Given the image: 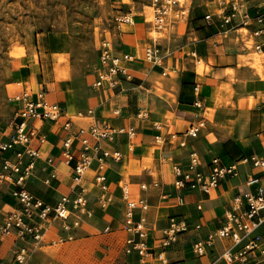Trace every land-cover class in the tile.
Masks as SVG:
<instances>
[{
  "label": "crops",
  "instance_id": "obj_1",
  "mask_svg": "<svg viewBox=\"0 0 264 264\" xmlns=\"http://www.w3.org/2000/svg\"><path fill=\"white\" fill-rule=\"evenodd\" d=\"M236 21L239 23L238 16L232 20L233 23ZM194 35L200 41L194 39L190 45L202 43L200 50L192 46L187 51H181L180 45L176 43L182 36L179 33L158 40L152 38L148 42L146 30L142 27L134 26L133 29L119 31L114 40L116 52L133 55L134 59L124 61L132 77L120 75L114 87L105 83L102 86L94 84L99 54L93 74L82 83L47 79L40 55H37L36 61L20 62L12 69L10 81L15 84L13 92L19 90L17 83L20 89H29L34 99L42 91L47 100L58 102L63 112V116L55 121H35L38 130L45 135V140L34 144L40 150V157L23 183L24 188L49 204H55L63 195L72 197L84 190L91 215L80 214L79 227L84 229L82 226L88 225L104 232L105 227L109 226L110 233L121 235L123 245L125 232L122 226L126 206L123 195L126 190L129 198L145 199L147 208H138L135 218L144 217L143 225L149 234V242L156 250L162 249L161 232L170 216L175 215L186 221L189 230L182 232L166 248L164 260L149 258L145 264H176L177 261L183 264H227L219 258L221 252L229 247L237 250L244 241L234 246L231 239H216L203 255L193 252V241L221 226L234 196L249 189L245 183L246 177L261 174L259 168L239 163L238 175L224 176L209 193L193 189L188 184L181 188L175 184L173 167L178 164L186 168L192 150L198 154L197 170L204 174L208 172L210 160L214 156H218L224 164L248 155L264 158V70L263 76L258 73L252 75L251 72L247 75L246 68H239L235 64L225 66L222 62L231 64L236 55L212 46L210 34L205 36V33L200 34L197 30ZM153 42H157L162 50L159 64L143 56L145 46ZM220 48L224 47L221 45ZM198 57L204 59L211 71L200 74L196 70ZM210 60L214 62L211 64ZM230 67L235 69L234 95L226 104L217 103L218 86L221 81L230 79V75L224 72ZM195 85L198 86L197 92L194 90ZM197 94L202 99L200 107L194 104ZM7 101L0 110V134L3 139L9 137V122L19 106L18 102L8 98ZM141 110L147 112L146 117L137 116ZM67 118L73 122V128L103 123L115 127H134L132 136L117 133L111 141H101L103 147L111 151L118 150L122 154L119 161L110 157L106 159V192L101 191L95 180L96 161L82 176L74 173L73 166L80 152L77 140L73 141L70 148L71 160L67 161L62 154V141L68 133L63 123ZM193 126L197 127V131L186 134ZM2 154L8 156L10 152ZM24 160L27 161L28 157L25 156ZM13 187L6 181L0 183V221L17 206V199L12 195ZM179 197L182 202H179ZM35 220L43 226L40 239L34 240L32 236L22 239L15 233L4 235L0 239V264H12L21 246L27 248L23 264H37V253L34 251H44L45 235L52 231L53 224L58 226L64 237L70 235L72 229L75 231L74 227L65 230L59 218ZM73 220L74 215H71L68 221ZM195 224H200V228L195 229ZM257 233L264 240V219ZM249 257L252 264H264V253L259 249L249 253ZM126 260L127 264H140L135 251L127 253Z\"/></svg>",
  "mask_w": 264,
  "mask_h": 264
},
{
  "label": "built area",
  "instance_id": "obj_2",
  "mask_svg": "<svg viewBox=\"0 0 264 264\" xmlns=\"http://www.w3.org/2000/svg\"><path fill=\"white\" fill-rule=\"evenodd\" d=\"M180 1L151 0V21L155 28L161 29L166 26L167 19L173 10L180 9L181 13L184 14L186 5ZM241 5V0L223 1V8L218 14L221 24L227 25L238 16L239 27L251 29L249 35L251 45L256 51H261L264 49V15H250L247 8H242ZM128 17L131 18L132 16L123 14L116 17L119 29L122 23L132 21ZM204 19L210 23L212 14L206 13ZM193 54L195 53L193 52ZM143 56L145 59L159 64L162 59L160 45L157 42L146 45ZM133 59V55L117 53L114 43L104 39L100 44L98 62L95 66L97 79L94 84L102 86L105 83L109 87H114L120 75L131 78L132 75L124 61ZM17 85L19 90L14 91L9 96V100L19 103L9 122L11 132L7 139H3L0 134V183L6 181L14 185L12 195L17 199V206L7 212L3 220L0 221V239L4 235L15 233L22 239L32 236L34 240H38L41 237L43 226L35 219L52 220L59 218L62 220V227L65 230H70L79 223L80 214L91 215V211L88 208V198L84 190L72 197L63 195L55 204H49L22 186L34 168L36 159L40 157V150L34 144L35 142L42 143L45 140V135L38 130L35 121H55L63 116V112L60 104L56 101L47 100L42 91L38 93V98L34 99L29 89H20V84L17 83ZM194 90L198 91L197 85L194 86ZM194 104L198 107L202 106V99L198 94ZM146 115L145 110L137 113L139 117H146ZM63 128L68 132L62 141V154L67 161L72 159L70 148L73 141L77 140L80 145L79 156L73 166L74 173L77 176H82L85 170L96 161L95 180L101 191L106 192V175L104 173L106 159L110 157L114 161H119L122 154L118 150L111 151L103 147L101 141H111L117 133H126L132 136L134 127H115L103 123L73 128V122L67 118L63 123ZM196 131L197 127L193 126L185 133L191 135ZM6 151L10 152L8 156L2 154ZM25 156L28 157L27 161L24 160ZM239 163H248L259 168L261 174H250L246 177L245 183L249 189L234 196L221 226L205 236L195 239L192 247L196 255H203L216 239H231L234 246L244 241L237 250H233V247L224 249L219 258L227 264H232L235 261L239 264H252L249 253L256 249L264 253V240L257 233V228L264 219V158L248 155L240 157L237 161L224 164L218 156H214L210 160L208 172L204 174L197 170L198 154L192 150L189 153L187 167L183 168L176 164L173 167V172L178 188L188 184L193 189L209 193L219 185L224 176L238 175ZM123 197L126 199L122 226L125 232L123 239L125 252L135 251L138 254L140 264H145V260L149 258L164 260L163 253L166 248L172 245L182 232L189 230L186 221L175 215L170 216L168 224L161 232L160 246L162 249L156 250V247L149 242V234L143 225L144 217L135 218L138 208H147L145 199L129 198L127 190L124 191ZM178 200L179 202L183 201L181 197ZM71 215H74L72 222L68 221ZM194 228L199 229L200 224H195ZM109 231V226H106L104 232ZM26 254L27 248L25 246L19 247L12 264H23L26 260ZM176 264H183V262L177 261Z\"/></svg>",
  "mask_w": 264,
  "mask_h": 264
},
{
  "label": "rangeland",
  "instance_id": "obj_3",
  "mask_svg": "<svg viewBox=\"0 0 264 264\" xmlns=\"http://www.w3.org/2000/svg\"><path fill=\"white\" fill-rule=\"evenodd\" d=\"M223 1L226 0H181L186 5L184 14L180 9L173 10L166 26L158 29L151 21V0H0V110L13 94L12 69L20 62H34L40 55L47 79L82 83L93 74L101 42L106 39L114 43L119 31L133 29L134 26L146 30L148 42L152 38L158 40L179 33L182 36L176 43L181 51L192 46L200 50L202 43L190 45L194 39L200 41L194 35L197 30L205 36L210 34L212 46L236 55L232 61L235 63L226 64L224 61L225 66L236 65L246 68L247 75L249 72L258 75L257 68L246 62L253 60L257 53L264 54V51L255 50L249 36L251 29L239 27L238 21L223 27L218 16ZM241 4L250 15H264V0H241ZM206 13L212 14L210 23L204 19ZM123 14L132 16V21L122 23L119 29L116 17ZM221 45L224 48H220ZM198 60L196 70L200 74L211 71L202 57ZM213 62L210 60L211 64ZM200 64L203 65L202 70L197 67ZM261 65L263 71L264 61ZM224 72L230 75V79L220 82L216 96V102L222 104L228 103L234 95L235 69L230 67ZM80 224L79 220L73 226L75 231L72 229L66 237L53 224L52 231L45 235L44 251H34L37 264H127L121 235L99 232L85 223L81 229Z\"/></svg>",
  "mask_w": 264,
  "mask_h": 264
},
{
  "label": "bare ground",
  "instance_id": "obj_4",
  "mask_svg": "<svg viewBox=\"0 0 264 264\" xmlns=\"http://www.w3.org/2000/svg\"><path fill=\"white\" fill-rule=\"evenodd\" d=\"M128 19H130V17H128ZM28 42H30V40H28ZM256 53V52H255ZM17 56H19L18 54H16ZM242 56H240V58H241ZM264 61V54H258L257 53V55L255 54V56L253 57V60H251V61H249V62H246V63H249L250 64V66H252V67H256L257 68V73L260 75V76H263V71L261 70V63ZM239 65V64H238ZM198 67V69L199 70H202L203 69V65L202 64H200L199 66H197ZM249 74H251V73H249ZM243 75H245V74H243ZM246 76V75H245ZM247 77V76H246ZM258 77V76H257ZM256 77V78H257ZM247 79V78H246ZM250 80V79H249ZM251 80H252V78H251ZM256 80V79H255ZM233 83V82H232ZM228 86V85H227ZM233 86H235V85H233ZM219 89H220V87H219ZM172 95V94H171ZM174 99V98H173ZM54 250V249H53Z\"/></svg>",
  "mask_w": 264,
  "mask_h": 264
}]
</instances>
